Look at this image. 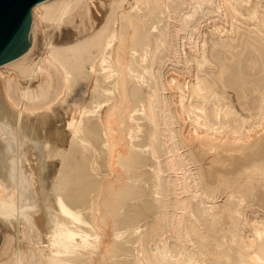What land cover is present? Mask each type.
<instances>
[{"label":"bare ground","instance_id":"obj_1","mask_svg":"<svg viewBox=\"0 0 264 264\" xmlns=\"http://www.w3.org/2000/svg\"><path fill=\"white\" fill-rule=\"evenodd\" d=\"M31 16L0 64V264H264V0Z\"/></svg>","mask_w":264,"mask_h":264},{"label":"water","instance_id":"obj_2","mask_svg":"<svg viewBox=\"0 0 264 264\" xmlns=\"http://www.w3.org/2000/svg\"><path fill=\"white\" fill-rule=\"evenodd\" d=\"M44 0H0V64L25 52L32 38L33 6ZM3 247L0 224V248Z\"/></svg>","mask_w":264,"mask_h":264},{"label":"rangeland","instance_id":"obj_3","mask_svg":"<svg viewBox=\"0 0 264 264\" xmlns=\"http://www.w3.org/2000/svg\"><path fill=\"white\" fill-rule=\"evenodd\" d=\"M80 90V89H79ZM76 96H81L83 95L80 91H78V93H75Z\"/></svg>","mask_w":264,"mask_h":264}]
</instances>
